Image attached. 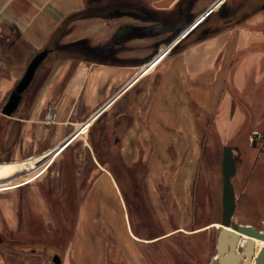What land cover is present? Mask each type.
I'll list each match as a JSON object with an SVG mask.
<instances>
[{
	"label": "crops",
	"instance_id": "1",
	"mask_svg": "<svg viewBox=\"0 0 264 264\" xmlns=\"http://www.w3.org/2000/svg\"><path fill=\"white\" fill-rule=\"evenodd\" d=\"M187 4L0 0V90H8L10 98L33 59L48 52L17 109L11 115L0 113V164L31 161L59 150L46 171L53 186L58 185L57 195L74 169L75 191L85 188L80 211L74 214L72 239L64 255L59 254L61 264L190 263L184 247L189 236L202 230L190 232L182 225L183 176L173 171L172 154L182 155L183 148L173 135L184 137L189 100L202 110L210 101L212 91L205 82L227 65L234 35L242 27L211 33L168 66L166 56L137 80L141 69L174 41L173 22L187 12ZM94 19L102 32L93 38L88 29ZM51 111L56 121L47 124ZM113 135L120 140L110 150ZM141 166L148 168L144 179L134 172ZM34 182L18 188L36 189ZM63 193L69 202L70 190ZM19 200L12 192L0 194L1 251L26 222ZM30 201L36 217L46 226L52 222L46 213L50 208L42 200L41 205L36 194ZM173 203L183 214H177L176 227ZM27 223L32 230L33 222ZM97 250L102 251L98 257ZM1 251L0 264H9Z\"/></svg>",
	"mask_w": 264,
	"mask_h": 264
},
{
	"label": "rangeland",
	"instance_id": "2",
	"mask_svg": "<svg viewBox=\"0 0 264 264\" xmlns=\"http://www.w3.org/2000/svg\"><path fill=\"white\" fill-rule=\"evenodd\" d=\"M212 1L188 0L187 12L182 14L186 20L179 25L180 20L176 19L171 28V36L176 39L183 34L219 0L211 3ZM240 1L226 0L218 9L233 7ZM97 21L94 19L93 25L88 29V34L93 38L102 32ZM238 24L242 28L234 35L235 47L233 52L230 51L231 57L227 65L223 63L219 66L220 74H215L213 79L205 82L206 90L212 91L210 101L206 102V107L202 110L199 105L189 100V104L185 105L188 109V122L183 125L184 137L179 139V134L173 135L179 147L183 148L182 155L172 154L178 166L173 164V171L178 169L179 175L183 176L179 182H183L182 206L183 211L187 212V219L186 224L182 225L190 232L220 223L219 217L223 209L222 152L227 145L233 146L237 160V170L233 178L237 194L234 220L240 225L264 231V152L258 158L257 151L251 147L253 134L264 132V8L241 23L223 28H233ZM194 40L192 38L174 54L167 56L166 66L182 50L195 44L197 41ZM8 92L0 90V113H3L7 104L10 95ZM49 174L50 172L44 173L33 183L36 189L29 190L28 186H24L8 191L20 199L23 214L26 216V222L24 219L12 242H8L0 250L9 264H53V255L63 256L72 239L75 213L72 212L69 202L65 201L63 190H66V182L62 181L61 195L58 196L55 192L58 185L53 186L54 181ZM187 180L188 186H185ZM84 190L85 188L77 189V198ZM121 193L128 202L127 195L122 190ZM35 194L39 202L42 200L44 206L50 208L46 213L53 219L47 226L41 216L36 217L31 211L30 196ZM59 203L63 212L56 209ZM177 207L179 206L173 203L174 227L180 224ZM27 222H33L32 230L26 225ZM216 236L211 229L189 236L188 245L184 247L189 264L213 262Z\"/></svg>",
	"mask_w": 264,
	"mask_h": 264
},
{
	"label": "water",
	"instance_id": "3",
	"mask_svg": "<svg viewBox=\"0 0 264 264\" xmlns=\"http://www.w3.org/2000/svg\"><path fill=\"white\" fill-rule=\"evenodd\" d=\"M224 9H218L216 11H211L206 15L203 21L198 23L195 27H190L179 37H177L169 46V51L167 56L174 54L182 46H184L188 41L194 38L195 42L204 39L209 34L198 33L202 26L207 23L214 15L220 14ZM48 55L47 51L39 53L30 65L27 68L26 73L24 74L21 81L18 83L16 89L13 91L12 95L9 98V101L3 109V114L11 115L18 107L22 93L28 88L32 82L35 73L42 62L46 59ZM237 170V160L234 157V148L233 146L227 145L223 147L222 152V174H223V216L220 223H217L222 226V229L219 231L217 236V255L218 258L213 260L211 264H252V258L255 255L254 252V241L248 240L246 247L244 249L243 256L246 257V260L241 263L242 256L238 254L237 246L242 235L249 236L253 239L264 241V234L256 230L252 226H244L238 224L233 220L236 207H237V196L233 185V178ZM229 228L233 229L232 233L229 231ZM221 259V260H220ZM53 264H61L62 259L59 254H54L52 257ZM257 264H264V249L259 255Z\"/></svg>",
	"mask_w": 264,
	"mask_h": 264
},
{
	"label": "bare ground",
	"instance_id": "4",
	"mask_svg": "<svg viewBox=\"0 0 264 264\" xmlns=\"http://www.w3.org/2000/svg\"><path fill=\"white\" fill-rule=\"evenodd\" d=\"M226 0H219L214 6H212L201 18H199L191 27H195L198 23L204 20L206 15L210 13L211 11H216ZM170 48L165 50L160 56H158L156 59L151 61L150 63L146 64L140 71V73L137 76V80L141 79L145 75L149 74L161 61L165 59L167 56V53ZM259 136V135H256ZM59 150L53 151L50 154H47L41 158L31 160V161H25L22 163H4L0 164V193L10 191L13 189H16L18 187H21L26 184H30L34 181H36L37 178H39L41 175H43L52 162L55 160L56 156L58 155ZM263 225H264V217H263ZM217 229L220 231L222 229V226L214 223L208 226L206 229ZM205 230V229H203ZM229 231L232 233L233 229L229 228ZM259 232L264 234V231L261 229ZM248 240H253L254 245V258L252 260V264H257L259 255L261 254L262 250L264 249V241H260L257 239H253L249 236L242 235L240 237L239 243H238V252L243 254L244 249L246 247V243ZM99 243V242H98ZM96 256H100L102 254V251H96ZM218 258V255L216 254L213 260H216ZM221 260V259H220Z\"/></svg>",
	"mask_w": 264,
	"mask_h": 264
},
{
	"label": "flooded vegetation",
	"instance_id": "5",
	"mask_svg": "<svg viewBox=\"0 0 264 264\" xmlns=\"http://www.w3.org/2000/svg\"><path fill=\"white\" fill-rule=\"evenodd\" d=\"M263 8H264V0H241L235 6L230 7V8L226 7V8H224L223 12H221L220 14L214 15L207 23H205L202 26V28L199 30L198 33H200V34H204V33L211 34V33H214V31H218V30H220L223 27H226V26H229V25H234V24H237L239 22L244 21L245 19H248L249 17L253 16L255 13L259 12ZM182 14H184V13H182ZM182 14L180 13L178 15V17H177L180 20L179 25L184 23L185 20H186V18ZM176 19L174 20V22L176 21ZM256 135H259V136H256ZM119 138L120 137L118 135H113L110 138V142H112V144H113V146L111 148H109L110 150H114L116 148V145H117L118 141L120 140ZM251 147L254 150L257 151V154L259 155L258 158H260L262 156L263 152H264V132L263 133H254L253 134ZM134 172L136 174H138V175H141L142 179H144L146 177V175L148 174V168L147 167H142V166L141 167H136L134 169ZM76 175H77V170L74 169L72 171V173L68 176L67 180L65 181L66 182V186L65 187H66L67 190H70L71 200L69 201V204H70L71 210L75 214H78L79 211H80V206L82 204V201L79 200V198L82 195L79 198H77L79 195H76L75 186H74V182H73L74 177ZM78 188H80L79 190H81L82 187H78ZM63 192H64V190H63ZM236 196H237V194H236ZM60 205H61V203L57 204L56 205V209L59 212H63V208ZM236 209H237V207H236ZM177 213L178 214L181 213V215H183L182 211H180V210ZM235 213H236V211H235ZM186 215H187V212H185V219L184 220L187 219ZM222 216H223V209H221V215L219 217L220 218L219 221L222 220ZM233 220H234V217H233ZM262 223H263V221H262ZM205 230H207V229H205ZM211 230L215 234H217V236H218L219 231L217 229H211ZM202 231H204V230H202ZM1 240H3V239L0 236V241ZM236 252L242 256L241 263L246 260V257L243 256L244 253L241 254V253L238 252V246H237V251ZM216 254H217V247L215 248V255ZM253 258H252V260H253Z\"/></svg>",
	"mask_w": 264,
	"mask_h": 264
},
{
	"label": "built area",
	"instance_id": "6",
	"mask_svg": "<svg viewBox=\"0 0 264 264\" xmlns=\"http://www.w3.org/2000/svg\"><path fill=\"white\" fill-rule=\"evenodd\" d=\"M3 59L2 57L0 56V69L3 67ZM46 123L47 124H51V123H54L56 121V115L53 111L49 112L46 116Z\"/></svg>",
	"mask_w": 264,
	"mask_h": 264
},
{
	"label": "trees",
	"instance_id": "7",
	"mask_svg": "<svg viewBox=\"0 0 264 264\" xmlns=\"http://www.w3.org/2000/svg\"><path fill=\"white\" fill-rule=\"evenodd\" d=\"M192 43H194V42H192ZM6 244H8V242H5Z\"/></svg>",
	"mask_w": 264,
	"mask_h": 264
}]
</instances>
